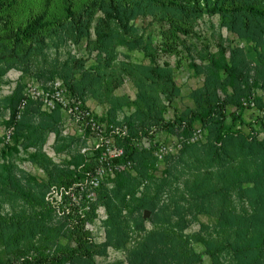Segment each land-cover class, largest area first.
I'll list each match as a JSON object with an SVG mask.
<instances>
[{
  "label": "rangeland",
  "instance_id": "rangeland-1",
  "mask_svg": "<svg viewBox=\"0 0 264 264\" xmlns=\"http://www.w3.org/2000/svg\"><path fill=\"white\" fill-rule=\"evenodd\" d=\"M138 1L121 0L118 7L111 0H0V163L13 167L22 181L32 177L47 183L43 199L51 221L73 231L72 247L83 239L103 241L104 212L96 191L110 173L128 168L115 160L127 147L148 151L154 160L150 174L159 175L166 159L184 144L204 143L206 132L198 119L191 121L189 132L176 119L190 117L194 106L189 93L203 86L198 69L220 49L227 59L238 48L250 64V95L224 107L221 134L264 138V114L252 104L264 102V87L255 78L263 66L245 59L248 47L212 12L214 0H192L178 10L167 0H153L148 8ZM118 63L171 70L178 95L163 103L162 122L145 136L130 135L124 124H116L133 111L129 103L135 98ZM110 70L115 74L99 94L68 90L67 83L74 88L84 73L94 77ZM97 95L126 97L129 103L115 109L109 120L107 97ZM22 116L34 126L47 125L41 140L35 130L16 128ZM212 223V217L200 215L184 233ZM95 257L96 264L111 263L123 260L125 253L107 248Z\"/></svg>",
  "mask_w": 264,
  "mask_h": 264
},
{
  "label": "trees",
  "instance_id": "trees-1",
  "mask_svg": "<svg viewBox=\"0 0 264 264\" xmlns=\"http://www.w3.org/2000/svg\"><path fill=\"white\" fill-rule=\"evenodd\" d=\"M111 1L121 6V0ZM139 1L146 8L153 3ZM167 1L177 10L192 2ZM136 7L133 9L141 12ZM211 10L248 47L245 59L263 66V71L256 70L255 78L264 87V0H214ZM22 33L29 31L23 29ZM229 54L225 59L220 49L198 69L203 86L189 93L194 108L189 118L176 119L188 132L191 121L198 119L206 132L204 143L184 144L166 159L159 175L150 174L154 160L144 149L129 146L115 158L128 168L110 173L98 185L96 202L104 212L101 243L83 239L72 247L73 231L51 221V210L43 199L47 183L32 177L22 181L13 167L0 163V264H96L99 257L95 255L107 248L121 250L125 257L103 264H264V138L257 141L221 134L224 107L235 106L250 95L246 82L250 64L238 48ZM116 68L133 85L134 100L129 103L126 97L112 95L97 98L107 97L109 120L115 109L131 104L130 115L116 124H124L130 135L132 131V135L140 132L145 136L162 122L163 103L178 95L171 70L167 65L126 63H118ZM114 74L111 70L94 77L84 73L74 81V88L69 83L67 87L72 93L99 94ZM252 104L264 114L263 101L255 99ZM16 128L35 130L41 140L47 125L37 122L34 126L22 116ZM166 129L171 132L172 126ZM143 210L149 212L146 220L141 218ZM200 215H209L213 223L185 234Z\"/></svg>",
  "mask_w": 264,
  "mask_h": 264
},
{
  "label": "water",
  "instance_id": "water-1",
  "mask_svg": "<svg viewBox=\"0 0 264 264\" xmlns=\"http://www.w3.org/2000/svg\"><path fill=\"white\" fill-rule=\"evenodd\" d=\"M148 215H149V212L147 210H143L142 211V215H141V218L143 220H146L148 218Z\"/></svg>",
  "mask_w": 264,
  "mask_h": 264
}]
</instances>
